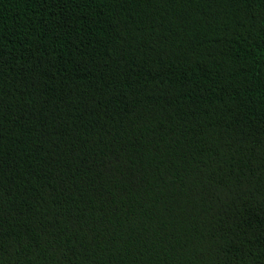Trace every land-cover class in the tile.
<instances>
[{
  "label": "trees",
  "instance_id": "trees-1",
  "mask_svg": "<svg viewBox=\"0 0 264 264\" xmlns=\"http://www.w3.org/2000/svg\"><path fill=\"white\" fill-rule=\"evenodd\" d=\"M0 264H264V0H0Z\"/></svg>",
  "mask_w": 264,
  "mask_h": 264
}]
</instances>
